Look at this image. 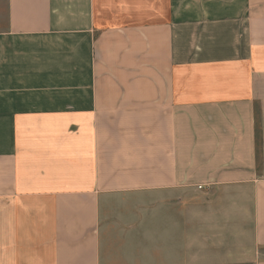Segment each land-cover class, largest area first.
Wrapping results in <instances>:
<instances>
[{
    "label": "crops",
    "instance_id": "crops-1",
    "mask_svg": "<svg viewBox=\"0 0 264 264\" xmlns=\"http://www.w3.org/2000/svg\"><path fill=\"white\" fill-rule=\"evenodd\" d=\"M0 264H264V0H0Z\"/></svg>",
    "mask_w": 264,
    "mask_h": 264
}]
</instances>
